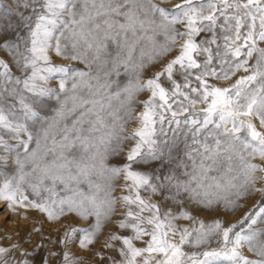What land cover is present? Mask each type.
<instances>
[{
	"label": "snow or ice",
	"instance_id": "obj_1",
	"mask_svg": "<svg viewBox=\"0 0 264 264\" xmlns=\"http://www.w3.org/2000/svg\"><path fill=\"white\" fill-rule=\"evenodd\" d=\"M202 33L209 35L197 40ZM178 41L179 54L141 82L146 63H158ZM262 44L264 0H181L171 9L156 0H0V51L11 53L20 73L0 58V201L53 221L91 219L65 233V245L82 233L83 248L123 202L121 231L104 245L119 260L98 253L108 264H264V227H257L264 198L231 226L205 225L189 208L234 207L264 194ZM52 54L82 67L56 64ZM143 92L148 98L136 105ZM132 120L141 126L125 135ZM131 141L124 165L113 166ZM153 162L158 174L136 167ZM122 179L128 194L114 196ZM213 238L218 249L185 251ZM26 256L19 245L0 246V264H29Z\"/></svg>",
	"mask_w": 264,
	"mask_h": 264
},
{
	"label": "rangeland",
	"instance_id": "obj_2",
	"mask_svg": "<svg viewBox=\"0 0 264 264\" xmlns=\"http://www.w3.org/2000/svg\"><path fill=\"white\" fill-rule=\"evenodd\" d=\"M7 3L13 4V0H6ZM157 3H160L161 6L166 8H174L178 3H181V0H156ZM177 27L182 28V25ZM209 34L202 33L197 40L207 37ZM156 40L158 43L164 42L163 35H157ZM183 41H178L175 50L168 53L163 59H161L156 64H147L145 68L141 71V82H146L148 78H151L152 75L162 69L164 65L170 62L175 56L179 54L180 44ZM264 47V44L261 45ZM147 50V48H146ZM53 55V62L56 64H68L72 63L77 66L82 67L77 61H68L62 57H57ZM139 55V52H137ZM0 58H3L7 63L12 66V71L19 76L20 73L17 70L13 57L11 53L7 50L0 51ZM254 59V58H253ZM136 73L133 72L130 75H122L120 80L122 83H127L129 79H133ZM239 75H244V73H238ZM237 77H232L230 81H221L219 83L229 84L234 82ZM55 80L49 85L54 86ZM149 96V93L143 92L137 95L136 105H139L140 102L146 100ZM200 107H203L201 105ZM143 111V108L137 106L135 115H139ZM258 125V121H254ZM141 126L139 120H132L129 122L125 135L131 134L136 128ZM135 145V141H131L125 144L123 152L118 157H113L110 159V163L113 166H123L125 163V158L128 152V149ZM180 147L183 148V144H180ZM255 163H260L259 159L254 161ZM145 173L151 174L155 171L157 174L161 171L159 162H153L151 166H136ZM9 173L12 172V168H8ZM260 175V173H257ZM127 183L125 180H120L119 184L121 185L113 193L114 196H123L127 195L128 191L123 185ZM261 182H257L259 186ZM142 195L145 198H149L147 193ZM264 194L259 192H252L250 195H247L240 200L236 201V206H225L223 202L212 207L201 208L196 206L189 205L192 214L196 217L198 221L203 222L205 225H211L212 223L219 221L225 226L236 225L240 221L244 220L247 213L253 211L259 204L262 202ZM153 201H158V197H151ZM163 210L171 208L175 213L177 209L171 205L164 203ZM125 205L123 202H120L117 205L116 215L112 218L111 223H107L104 226V232L99 237L98 241L92 245L90 248H83L78 243V238L82 239V233L77 232L65 245L63 243L65 239V233L69 232L73 228H88L92 223L91 219L85 220L80 218L76 214H65L60 217L59 220L53 221L47 218V214L42 211L29 209L25 211L24 209H17L15 213L12 210L7 208V202L0 201V246L9 247L12 245H19L21 247V252H27L25 257L29 264H65L63 256L64 253H68L71 257L69 264H108L107 260H101L98 256V253H103L105 257H114L116 260H119V256L111 251L110 249L104 247L105 242L108 238L109 233L119 232L117 228V223L123 213L125 212ZM181 226L192 229L196 227L195 221L181 220L178 222ZM257 227H264V225H257ZM128 234V233H125ZM142 246V245H141ZM221 247L218 243V238H213L212 241L208 244L201 246L197 249L194 247L185 246V251L188 252H199L204 250L218 249ZM244 255L254 258V253L251 252L247 246L242 249ZM21 253H13V259L18 258ZM11 264V261H10Z\"/></svg>",
	"mask_w": 264,
	"mask_h": 264
}]
</instances>
